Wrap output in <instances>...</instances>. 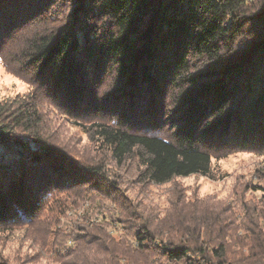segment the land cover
I'll list each match as a JSON object with an SVG mask.
<instances>
[{
  "label": "trees",
  "instance_id": "1",
  "mask_svg": "<svg viewBox=\"0 0 264 264\" xmlns=\"http://www.w3.org/2000/svg\"><path fill=\"white\" fill-rule=\"evenodd\" d=\"M0 61L32 87L0 101V235L43 217L57 231L69 200L92 192L114 208L91 198L94 211L56 232L81 264H137L139 252L154 264L264 263V184L237 218L156 230L118 178L217 180L213 160L264 157V0H0ZM45 105L108 153L116 176L48 132ZM115 222L132 242L106 232Z\"/></svg>",
  "mask_w": 264,
  "mask_h": 264
},
{
  "label": "rangeland",
  "instance_id": "2",
  "mask_svg": "<svg viewBox=\"0 0 264 264\" xmlns=\"http://www.w3.org/2000/svg\"><path fill=\"white\" fill-rule=\"evenodd\" d=\"M31 91L32 87L27 82L8 72L0 61V101L25 96ZM43 109L46 112L48 132L58 138L69 152L84 162L103 165L116 176V168L110 162L108 153L89 142L87 135L53 106L45 105ZM213 170L217 180L192 176L175 179L163 186L138 187L126 176L118 178L124 189L129 190L128 196L133 200L132 203L139 207V214L150 218L156 230L197 218L223 219L226 210L237 218L244 206L257 205L263 200V194L257 187L264 184V157L252 153L232 154L222 160H213ZM78 197L80 199L69 200L65 215L59 219L57 231L68 232L76 223H81L86 210L94 211L95 205L91 206V198L94 203L100 202L106 208H114L110 202L92 192L80 193ZM115 216L119 218V215ZM42 219L34 227L0 235V264H81L82 254L67 255L76 247L66 237L67 233L60 237L56 229L49 233L46 230L48 221L44 217ZM105 226L106 232L118 243L132 242L123 227L116 226V222ZM101 248L104 246L101 245ZM75 256L76 259L72 260ZM95 256L93 251L88 252V260L104 262ZM130 257L137 264H154L148 262L141 252L139 255L131 253Z\"/></svg>",
  "mask_w": 264,
  "mask_h": 264
},
{
  "label": "bare ground",
  "instance_id": "3",
  "mask_svg": "<svg viewBox=\"0 0 264 264\" xmlns=\"http://www.w3.org/2000/svg\"><path fill=\"white\" fill-rule=\"evenodd\" d=\"M262 264H264V263H262Z\"/></svg>",
  "mask_w": 264,
  "mask_h": 264
}]
</instances>
